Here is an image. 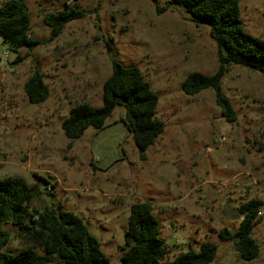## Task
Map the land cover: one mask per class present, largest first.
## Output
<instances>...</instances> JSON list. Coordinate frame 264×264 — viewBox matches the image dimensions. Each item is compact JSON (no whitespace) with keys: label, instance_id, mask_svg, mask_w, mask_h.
<instances>
[{"label":"rangeland","instance_id":"1","mask_svg":"<svg viewBox=\"0 0 264 264\" xmlns=\"http://www.w3.org/2000/svg\"><path fill=\"white\" fill-rule=\"evenodd\" d=\"M26 2L30 36L40 44L18 55L0 38V178H24L33 188L31 207L59 206L79 215L108 264H121L130 207L140 201L154 205L164 263L210 240L218 244L212 264H264V207L254 229L261 247L256 259L242 260L233 241L219 237L223 228L237 230L234 210L242 203L264 201V73L228 66L222 92L237 114L229 122L214 89L195 95L182 89L188 74L219 68L210 25L194 23L182 7L170 0ZM240 7L245 30L264 39V0H241ZM67 8L85 16L53 37L44 16ZM115 61L138 67L159 97L156 117L165 129L145 157L122 120L123 106L103 128L89 127L75 140L62 128L76 104L101 106ZM36 69L50 88L41 103L30 102L24 90ZM3 227L11 235L5 249L17 254L26 243L23 230ZM49 264L65 263L55 257Z\"/></svg>","mask_w":264,"mask_h":264},{"label":"trees","instance_id":"2","mask_svg":"<svg viewBox=\"0 0 264 264\" xmlns=\"http://www.w3.org/2000/svg\"><path fill=\"white\" fill-rule=\"evenodd\" d=\"M241 0H170V5L182 7L196 24H209L210 36L216 42L219 68L213 74L192 72L182 83L183 91L195 95L212 88L215 101L229 122L237 119L231 100L222 92V79L231 64L247 66L264 73V39L245 30L241 18ZM85 12L67 8L44 16L58 36L70 21L82 18ZM31 19L26 0H7L0 5V38L8 49L18 55L22 49H34L40 42L30 36ZM22 60L18 56L16 61ZM25 93L32 103L48 99L50 88L44 76L36 69L24 84ZM159 97L138 67H125L112 63L111 75L102 86V104L94 106L80 102L73 106L62 123L68 138H80L89 127L101 129L117 106L125 108L123 121L133 135L136 146L145 152L164 132L165 123L156 117ZM71 146V143L69 144ZM33 188L18 176L0 178V264H49L55 257L65 264H108L109 257L101 242L89 230L84 220L75 212L61 207L38 210L30 206ZM264 201L252 198L235 211L240 220L236 231L223 228L222 240L233 241L244 261L260 255V244L254 237L255 227L262 223ZM4 224L19 226L26 243L13 254L5 248L10 232ZM42 248L44 252H39ZM218 253V244L210 240L196 249L190 245L174 259L164 263L167 249L161 236L160 223L154 215L150 201L131 205L125 244L121 248V264H212Z\"/></svg>","mask_w":264,"mask_h":264}]
</instances>
